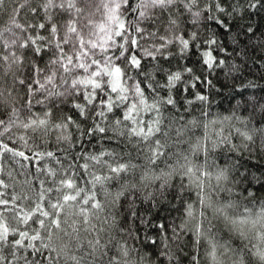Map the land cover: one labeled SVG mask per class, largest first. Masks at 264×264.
Here are the masks:
<instances>
[{
	"label": "snow or ice",
	"instance_id": "snow-or-ice-1",
	"mask_svg": "<svg viewBox=\"0 0 264 264\" xmlns=\"http://www.w3.org/2000/svg\"><path fill=\"white\" fill-rule=\"evenodd\" d=\"M4 5L0 0V11ZM238 5L243 7L228 0H204L203 7L201 0H24L16 6L10 26L0 31V127L9 132L19 121L33 144H43L55 133V141L66 144L59 151L77 153L70 160L65 155L64 167L55 152H36V157L51 158L61 169L36 168L45 179L39 180L35 201L23 194L4 198L0 191V264H82L84 254L76 255L84 247L79 242L82 228L108 234L106 243L99 235L95 243L88 242L87 255L99 264H151L130 240L146 241L144 247H151L154 255L178 264L182 239L189 235L195 249L190 264H264V196L252 187L264 188V173L242 172L240 160L230 158L238 152L234 139L245 148L264 145V96L237 105L261 113L255 124L234 111L213 115L209 97L201 92L194 93V100L205 106L199 116L171 114L177 105L173 89L183 93L198 83L210 85L203 71L225 67L230 53L228 44L218 39L221 33L231 36L232 44L239 43L241 34L254 36L251 24L229 23L228 17L242 20L264 9V0H238ZM21 9L26 10L23 22ZM210 24L215 30H209ZM235 28L240 31L233 35ZM158 57L187 63L169 70L161 84L142 68L145 58ZM192 57L203 69L200 74L191 66ZM58 79L66 86L62 91L54 90ZM160 89L166 90L164 96ZM72 97L80 102L68 109ZM35 105L44 108L42 114L33 112ZM108 114H115L111 121ZM70 128L75 129V141ZM97 136L127 140L140 162L110 148L86 150L84 145L98 142ZM20 139L27 147L28 140ZM182 144L188 145L186 151L180 150ZM5 154L33 159L0 139V161ZM173 178L180 181L173 197L181 201L180 222H161L151 206L173 188ZM46 180L52 186L46 188ZM244 182L248 186L241 190ZM0 188L9 184L0 179ZM142 193L146 197L141 198ZM192 194L194 201L185 199ZM21 200L31 203L25 209ZM137 200H147L150 207L141 210ZM57 240L64 242L62 247L53 246Z\"/></svg>",
	"mask_w": 264,
	"mask_h": 264
},
{
	"label": "trees",
	"instance_id": "trees-1",
	"mask_svg": "<svg viewBox=\"0 0 264 264\" xmlns=\"http://www.w3.org/2000/svg\"><path fill=\"white\" fill-rule=\"evenodd\" d=\"M24 0H5L4 9L0 11V31H3L5 27L10 26L9 17L15 10L16 6L23 3ZM229 4H233V6L238 5V0L234 3V0H228ZM204 0H201V7H203ZM227 7V5H225ZM25 9L20 10V19L23 22V18L25 16ZM30 15V14H29ZM249 15L251 18H249ZM249 15H245V17L240 20L238 17L232 16L228 17L229 23H236L237 21L241 26L246 24H251L255 30L254 36L249 38V36H245L243 34L239 37L238 44L231 43V36H226L221 33L218 37L221 41L228 44L229 47V56L226 59V65L223 69H217L215 72L209 73L207 71H203L201 66L196 64V57H192V65L195 68H198L197 74H200L203 71V76L207 77V79L211 80L210 85L200 84L198 83L195 89H191L189 92L180 93L177 89L172 90V95L177 99L176 109L171 110V114L173 115H183L187 119L189 115L199 116L200 111L204 109V105L199 101L194 100V93L201 92L209 97L208 109L210 112L215 115H229L233 111L235 116L240 117L244 121H248L251 119L252 123H258L261 119L260 112H252L249 108L245 111V106L240 105V101L247 100L250 97H262L264 96V9H260L259 11H253ZM185 27L184 22L181 23V28ZM216 26L214 24H210L209 30H215ZM192 30L189 28V31ZM239 28H235L233 35L236 32H239ZM174 47V46H173ZM187 62L182 60L181 58L174 57L171 61H165L158 57L157 61H153L150 58H145L142 62V68H145L148 72L152 73L154 78L158 80L161 84L165 83V77L169 70L176 71L180 67H183ZM153 65H157V67H153ZM233 65L235 67H233ZM162 67L164 69L163 72L159 71V68ZM253 85V86H249ZM165 89H160V95H165ZM15 95V93H14ZM20 96H24V92L20 91ZM193 100L192 104H189L188 101ZM72 102H80L79 98L72 97L70 98L69 103L67 104V108L71 109ZM171 109V106H169ZM187 110V111H186ZM44 108L41 105H35L33 108V112L37 114H42ZM55 109H53V113L55 115ZM66 114L71 115L72 111L66 112ZM169 112L166 111L165 115H168ZM115 114H108V120L111 121ZM23 113L21 114V120H23ZM147 119V117H146ZM236 127H241L243 130V126L239 123V121L235 122ZM82 128H87V124H81ZM70 131L73 133V141H75L76 133L75 129H71ZM0 139H2L5 143H8L10 146L17 148L18 150L24 151L26 155L33 157L28 161H25L23 158L16 157L11 158L9 154H5V158L0 163L3 164V175H0V179H4L7 184H9V188L3 189L0 188V191L5 193L4 198H10L11 196L17 194L27 195L32 198V201L36 200L37 192L39 189V180L45 179V175L43 173L37 172L36 168L38 166L47 165L49 167L56 168L58 171L61 169V165H57L54 160L51 158H43L36 157V152H46L53 151L56 153V156L59 157L62 161L64 167H67L68 160H65V155L68 156L69 160L72 156L76 155L77 149H73L70 153H63L58 149H62L66 147L64 143H57L55 141V133L43 144H33V141L29 138V134L26 133V130L20 126L12 127L9 132H4L3 128L0 127ZM190 135V134H186ZM21 136H24L26 140H28V146L24 145V142L20 139ZM12 139L9 140L8 138ZM173 139H177L173 136ZM179 139L183 140L185 137H180ZM98 142L86 143L84 148L88 151H96L100 148H110L115 150L118 153L124 155V158L132 159L133 162L139 163V157L137 154V149L134 148L131 144L128 143L127 140L120 139L118 141H106L100 136H97ZM234 143L237 144L238 152L235 157H230L234 159H239L240 164L242 165L241 171L252 173L253 175H260L264 173V145H251L248 148L243 146V142L234 139ZM39 145V146H37ZM188 145L182 144L180 150L186 151ZM31 148V151L29 149ZM131 154L129 156L128 154ZM142 155V154H141ZM19 161V163H17ZM84 161H76L77 164L83 163ZM218 162L223 164V160H219ZM78 172L79 168L76 169ZM9 173L11 174L9 176ZM186 184L188 183L187 179L184 181ZM157 185L159 182H156ZM173 188L166 190V196L160 197L159 192H155L157 197H160L159 202L154 206H151V211L154 214H158L161 218V222L165 218H167L169 223L173 221L176 223L180 222L181 218V201L174 200L173 197L177 195V189L180 186V181L178 178H173L171 180ZM46 188L52 186L48 180H46L45 185ZM247 182H244L241 185V190L246 188ZM253 190L258 191V195L264 196V188L260 187L258 184H253ZM155 191V189H154ZM49 195H54L49 194ZM146 197V193L141 194V198ZM185 199L195 200L196 197L192 194L190 197H185ZM18 203L24 207L25 209L30 205L31 201L21 200ZM137 207L142 209L149 208L150 204L145 200L143 204H140V201L137 200ZM77 223L79 225V218L77 217ZM97 227H107L106 225H101L96 221H93ZM99 235L101 238V243H106L108 241V234L106 233H94L89 228L88 231H84L83 228L79 234V242L84 247L77 252L76 255L84 254L85 260L82 264H99V260H94L92 257L87 255L88 252L91 251L89 247V241L95 243V236ZM111 235H116L114 231L111 232ZM119 238V237H117ZM192 237L191 235L187 237H183L181 242V247L183 248V254L178 256V264H190V257L192 252L195 250L194 246L190 243ZM226 240L227 237H224ZM66 242V238L65 241ZM60 240H57L53 245L55 246H63V243ZM232 243H237L236 241H231ZM130 244L135 243L142 248L143 254L148 257L151 261V264H169V261L165 259L163 256H156L153 254V250L151 247H144L146 241H129ZM160 249H156L159 251ZM172 251L175 253L176 246H172ZM111 255V253H109ZM95 258L100 256L99 252H95L93 254ZM34 258V257H33ZM22 264V262H21ZM59 264H63V261H60ZM201 264H204V261H201Z\"/></svg>",
	"mask_w": 264,
	"mask_h": 264
},
{
	"label": "rangeland",
	"instance_id": "rangeland-1",
	"mask_svg": "<svg viewBox=\"0 0 264 264\" xmlns=\"http://www.w3.org/2000/svg\"><path fill=\"white\" fill-rule=\"evenodd\" d=\"M57 87L54 89L55 91H62L63 90V88L64 87H66V86H62V85H60V81H59V79L57 80ZM74 98V97H73ZM76 98H79V97H76ZM17 126H19V121H17Z\"/></svg>",
	"mask_w": 264,
	"mask_h": 264
}]
</instances>
